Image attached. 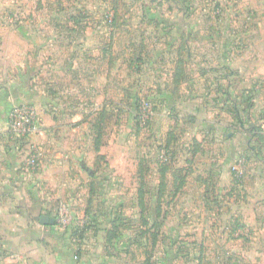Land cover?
I'll list each match as a JSON object with an SVG mask.
<instances>
[{
  "label": "rangeland",
  "instance_id": "374dc122",
  "mask_svg": "<svg viewBox=\"0 0 264 264\" xmlns=\"http://www.w3.org/2000/svg\"><path fill=\"white\" fill-rule=\"evenodd\" d=\"M51 37L64 40L52 49L64 52L67 70L86 85L100 81L108 89L112 80L119 94L120 85H137L113 108L101 95V106L86 113L83 163L97 178L86 171L84 191L57 199L54 219L63 204L75 220L92 219L85 224L93 232L104 220L95 242L107 264H233L237 253L261 242L254 233L264 228V190L255 193L251 183L264 179V0H0V40L15 51L30 49L43 73ZM155 56L174 64V88L191 80L198 115L211 112L220 122L236 111L240 122L229 114L223 132L227 155L216 158L220 146L189 139L184 130L194 122L164 141V121H152L160 111L133 80ZM144 102L151 106L147 118L140 116ZM101 113L109 115L104 122ZM221 167L229 181L220 182L223 191L210 190L208 170ZM245 187L249 199L241 202Z\"/></svg>",
  "mask_w": 264,
  "mask_h": 264
},
{
  "label": "crops",
  "instance_id": "0c3cea01",
  "mask_svg": "<svg viewBox=\"0 0 264 264\" xmlns=\"http://www.w3.org/2000/svg\"><path fill=\"white\" fill-rule=\"evenodd\" d=\"M46 43L52 52L46 56V70L43 73L31 58L30 49L19 46L20 49L15 51L14 43L6 39L0 40V264H107L103 260L105 254L101 253L95 242L100 233H103L100 225L104 220H99L97 233L91 228L86 230L81 241V252L75 260L68 232L56 223L50 210L57 199L65 196L70 198L78 189L84 191L86 171L89 180L97 178V174L89 172V168L83 163L86 154V136L83 131L86 123L83 118L86 113L101 106V95L106 96V103L109 102L107 105L110 108L118 104L119 96L123 93L126 96L131 94V86L137 85H120V94L118 85L111 83L112 80L109 81L108 89L102 87L100 81L86 85L85 78L80 77L78 71L67 70L64 52H54L52 49L54 44L57 48L60 44L63 45L64 40L51 37ZM77 54L81 55L79 51ZM142 64L145 67L142 66L141 75L133 80L138 81L142 87L141 95L153 101L155 110L160 111L161 114L156 115V112L152 121L159 122L158 127L164 121V141L172 135L176 138L182 131L181 124L185 126L194 122L184 130L191 134L189 139L197 136L199 142L205 139L214 146H220V149H214L216 158L220 154L227 155L228 143L222 137L230 126V112L225 114V121L221 117L220 122L211 112L198 115L201 110L195 104L197 89L191 87V80H188V87L178 88L179 81L174 88V64L167 62L165 56L145 59ZM185 65L183 63V67ZM184 76L192 78L188 73H184ZM92 79L95 80V73ZM24 104L32 105L39 114L40 128L35 135L17 139L9 134L8 113L15 105ZM168 113L171 115L168 116ZM233 120L236 121L234 118ZM252 132L256 133L255 130ZM177 147L178 143L174 144L173 141L169 146L173 150ZM35 150L40 153L38 165L26 168V158ZM227 173L223 167L208 170V188L223 191L219 186L221 181L223 186L229 181L225 180ZM256 173L257 170H253L247 175L254 176ZM258 183L259 186L256 187ZM251 185H255V193H260L264 190V179L257 177ZM243 190L241 202L249 199L246 187ZM90 205L91 203L86 208H90ZM41 215L53 218V224L42 223ZM260 218V224L264 223V217ZM86 219L87 223L88 220L93 221ZM263 231L264 228L254 233V241L261 242L255 243L256 246L249 251L237 253L238 260L233 264H264ZM192 252L195 256L198 255L195 250L190 251L191 254ZM165 254L168 255V252ZM174 254L178 256V253ZM172 264L181 263L176 261Z\"/></svg>",
  "mask_w": 264,
  "mask_h": 264
},
{
  "label": "built area",
  "instance_id": "2783aa9c",
  "mask_svg": "<svg viewBox=\"0 0 264 264\" xmlns=\"http://www.w3.org/2000/svg\"><path fill=\"white\" fill-rule=\"evenodd\" d=\"M141 118H147L151 115V106L148 102H144L141 105ZM39 117L36 110L32 105H15L8 113V125L9 132L12 137L17 139H26L32 135L37 134L39 131ZM40 160V153L35 150L26 158V168H35ZM234 170H238L237 166H234ZM56 223L61 225L64 229L68 226L74 225L76 227L82 226L86 223L84 218H80L78 221L71 215L65 205L60 204L59 217L56 219ZM73 258L78 259V254H74Z\"/></svg>",
  "mask_w": 264,
  "mask_h": 264
},
{
  "label": "trees",
  "instance_id": "16d2710c",
  "mask_svg": "<svg viewBox=\"0 0 264 264\" xmlns=\"http://www.w3.org/2000/svg\"><path fill=\"white\" fill-rule=\"evenodd\" d=\"M249 106L250 105H247L246 104L247 109H248ZM230 114L232 115V117L236 121H239L240 122V120L238 118L239 116L237 115L236 111L235 112H232L231 111ZM108 116L109 115L107 113H103V114L101 113V116H100V120L99 121L102 120V122H104L107 119ZM252 131H253V129L251 130V132ZM98 137H100V136L98 135ZM96 142H98V141H96ZM137 192H138L137 193L138 198L141 199L142 198V190L140 189V187L138 188ZM140 205H141L142 208L144 207V204H143L142 199H141ZM87 227H88V224L83 225L82 228H79V227H76L74 225H71V226H68V227H66V228L63 229V230H65V231L68 232V235H69V237L71 239V242L73 243V250H74L73 255L74 254H78L79 255V253L81 252V241H82V239L84 237V233L86 232ZM144 264H150L148 262V259L146 260V262Z\"/></svg>",
  "mask_w": 264,
  "mask_h": 264
},
{
  "label": "water",
  "instance_id": "95a60500",
  "mask_svg": "<svg viewBox=\"0 0 264 264\" xmlns=\"http://www.w3.org/2000/svg\"><path fill=\"white\" fill-rule=\"evenodd\" d=\"M40 221L44 224H47V223L53 224V222H54L53 218H50L47 215H41Z\"/></svg>",
  "mask_w": 264,
  "mask_h": 264
}]
</instances>
